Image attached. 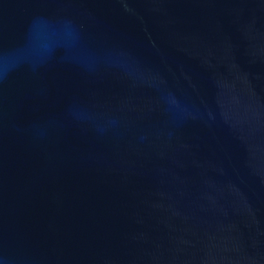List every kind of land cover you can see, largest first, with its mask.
Instances as JSON below:
<instances>
[{
	"label": "water",
	"instance_id": "water-1",
	"mask_svg": "<svg viewBox=\"0 0 264 264\" xmlns=\"http://www.w3.org/2000/svg\"><path fill=\"white\" fill-rule=\"evenodd\" d=\"M0 264H264V0H0Z\"/></svg>",
	"mask_w": 264,
	"mask_h": 264
}]
</instances>
